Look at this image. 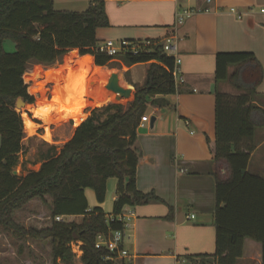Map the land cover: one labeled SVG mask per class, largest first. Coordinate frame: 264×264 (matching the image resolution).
I'll list each match as a JSON object with an SVG mask.
<instances>
[{"label":"trees","instance_id":"1","mask_svg":"<svg viewBox=\"0 0 264 264\" xmlns=\"http://www.w3.org/2000/svg\"><path fill=\"white\" fill-rule=\"evenodd\" d=\"M109 26L104 1L93 0L86 11L72 12L57 11L54 0H0V229L51 241L52 264H76L70 248L73 242L82 244L81 264H114L115 254L104 247L97 249L98 236L124 230L118 218L128 207L165 203L155 192L142 193L137 188L141 153L136 143L148 103L167 107L165 97L179 91L172 75L175 58L167 56L160 41H148V45L130 42L143 48L136 55L103 54L97 50V31ZM7 40L15 43V52L5 51ZM73 50L93 56L97 67H113L115 60L128 67L150 64L146 81L135 87L134 99L127 105L93 109L71 140L45 159L39 170L15 176L26 138L16 103L21 98L34 104L35 86L51 71H32L31 67L62 65ZM93 57L88 61L69 56L86 83L93 74L95 79L106 75L94 67ZM215 80L217 85L228 82L238 93H216V252L185 256L184 260L188 264H237L245 241L251 239L261 245L264 264V178L248 171L257 148L256 132L264 128V109L257 104V98L264 99V94L258 93L264 69L253 53H219ZM67 82L55 89L82 84ZM110 179L118 181L112 214L106 215L101 207L89 211L85 191L93 190L98 203L103 204ZM47 198L51 200L50 226L38 229L18 224L17 212L34 200ZM169 208L166 219L173 220V208ZM58 217L64 220L58 222Z\"/></svg>","mask_w":264,"mask_h":264},{"label":"crops","instance_id":"2","mask_svg":"<svg viewBox=\"0 0 264 264\" xmlns=\"http://www.w3.org/2000/svg\"><path fill=\"white\" fill-rule=\"evenodd\" d=\"M92 1L54 0V7L57 11L84 12ZM99 1L105 2L110 24L98 29L99 44H164L168 38H174L176 50L171 57L181 60L179 69L184 80L177 85L176 94L165 97L167 107L148 103L145 115L149 122L137 131L136 144L141 153L137 188L142 193L155 192L165 203L126 208L133 213L123 242L129 256L127 264H188L185 256L212 255L216 252V93L230 91L228 82L216 83V56L250 52L264 69V0ZM58 4L73 7L58 8ZM74 5L85 7L73 9ZM181 10L192 11L193 15L180 26L176 17ZM114 62L117 67H94L107 71L108 79L112 73H118L121 86L132 90V101L135 87L146 81L150 64L128 67L120 60ZM260 87L264 88V81ZM153 117L156 121L151 127ZM74 132L75 128L63 145ZM256 144L248 171L251 173L252 162L257 159L255 172L264 178V140ZM117 185L116 179L108 180L103 204L87 189L89 211L101 207L110 216ZM169 207L173 208V220L166 219ZM241 262L262 264L261 245L247 239L238 264Z\"/></svg>","mask_w":264,"mask_h":264},{"label":"rangeland","instance_id":"3","mask_svg":"<svg viewBox=\"0 0 264 264\" xmlns=\"http://www.w3.org/2000/svg\"><path fill=\"white\" fill-rule=\"evenodd\" d=\"M57 7L60 8L73 6H61L58 4ZM74 7L75 8L73 9H80L85 6L81 7L74 5ZM4 48L8 53H13L16 51V45L11 40L5 41ZM73 54L78 56L79 51L73 50L69 54H67L62 65H57L51 68L36 65H33L31 67L32 71L36 69H40L43 71L51 70L47 74L45 81L35 86L36 95L34 96L35 103L33 104V107H36L35 105L40 102L42 98V96L37 92L40 87L45 88V99L47 101H51L54 96L53 94L57 84L65 83L66 81H84V77L82 76L81 70L77 67L76 62L71 61V59L69 58V56ZM114 64L115 65H113V67L118 66V63ZM103 71L106 75L102 79L93 78L91 79L90 83H86V85L83 83L70 85V89L75 95H77L79 100L86 103V107L83 110V112L88 113V115L86 114V119L89 117L90 112L93 110V107L102 108L109 104L127 105L131 101V99L124 101L116 100V95L109 92L105 87L108 83V76L107 71ZM229 90V93L226 94H238L230 86ZM258 91L262 92L264 91V88L260 87ZM78 104L80 105V103ZM257 104L264 109V99L257 98ZM77 110L78 109H76V111ZM18 112H20L21 114H23V112H27L29 118L36 125L34 131L29 132L28 130H26L24 118L22 116L26 138L24 139V149L20 154V164L17 168L19 176L26 175L30 170H39L41 163L48 157L55 155L58 152L59 148H61V146L63 145V142H65L70 137L71 130L74 128L76 129L82 124L80 123L78 126H75L73 119H63L58 121L56 120L54 124L52 123L49 126H46L43 121L35 118L32 113L28 112L27 109L18 110ZM65 126H67V129L64 128ZM46 128H49V133L51 134V138L45 136V139L47 141L43 139V136L46 134ZM260 140H264V128H260L256 132L255 141ZM256 166L257 159H254L251 169V173L254 175H257L255 172ZM88 191L94 192L91 189H88ZM50 203L51 200L49 198H47L46 200H34L15 214V220L20 226L24 228L34 227L41 229L50 226ZM69 221L80 223L81 219L77 218L75 220ZM75 263L81 264V261L75 260ZM127 263L128 257L125 259L116 258L114 264ZM0 264H52L51 241L34 240L29 237L20 236L12 231L0 229ZM239 264H244V262H241ZM251 264L255 263L251 262Z\"/></svg>","mask_w":264,"mask_h":264},{"label":"built area","instance_id":"4","mask_svg":"<svg viewBox=\"0 0 264 264\" xmlns=\"http://www.w3.org/2000/svg\"><path fill=\"white\" fill-rule=\"evenodd\" d=\"M211 0H208L210 2ZM234 11V10H233ZM193 12L189 10H181L178 12L176 17V23L177 25H183L187 19L192 17ZM145 45H148V43H145ZM97 50L103 54H106L110 57H117L121 53L130 52L133 54H139L143 48L140 45H132L130 42L122 41L119 43H116L114 41H105L101 44H98ZM176 50V43L174 38H168L164 43V52L167 54V56H171V54ZM181 64L180 59H175V65L174 69L172 71V75L174 77L176 85L181 84L184 82L183 78L180 74L179 66ZM86 119V118H85ZM74 121V120H73ZM85 120H82L81 123H83ZM149 122L148 116H144L141 119L140 125H143L144 123ZM74 125L76 126V123L74 121ZM46 134L43 136V139H45ZM133 215V213L130 211L128 212L127 209L123 212V214L118 218L119 221L124 223V230L115 231L109 235H100L97 238V249L101 248H107L111 253L115 254L117 259H125L128 256V252L123 248V242L125 238V231L129 227L130 217ZM58 222L63 221L64 219L62 217H58L56 219ZM80 242H73L70 245V248L72 250V253L75 256V260H81L83 256V250L81 247Z\"/></svg>","mask_w":264,"mask_h":264},{"label":"bare ground","instance_id":"5","mask_svg":"<svg viewBox=\"0 0 264 264\" xmlns=\"http://www.w3.org/2000/svg\"><path fill=\"white\" fill-rule=\"evenodd\" d=\"M81 58L82 60L91 61L92 56L86 55ZM93 78H96L94 74L90 76V79ZM81 82L86 85L85 81ZM67 83H70V81H68ZM37 92L42 96V98L40 102L35 105L36 107L30 108L28 112L32 113L35 118L43 121L46 126H49L52 123L54 124L56 120L58 121L63 119H73L76 123V126H78L82 122V120H85L86 113L83 112V110L86 107V103L84 101H80L77 95L72 92L70 87L55 89L53 94L54 96L51 101H47L45 99L44 89H39ZM78 103H80V105ZM76 109L78 110L76 111ZM22 116L24 118L26 130H28L29 132H33L36 126L35 123H33L29 118L27 112H23ZM49 131V128H46V136L48 138H51V134L49 133Z\"/></svg>","mask_w":264,"mask_h":264},{"label":"water","instance_id":"6","mask_svg":"<svg viewBox=\"0 0 264 264\" xmlns=\"http://www.w3.org/2000/svg\"><path fill=\"white\" fill-rule=\"evenodd\" d=\"M79 57H83L80 55H78ZM91 56V55H90ZM95 64V62H94ZM106 89L115 94L116 95V100L117 101H122V100H129L132 97V90L131 89H126L124 87L121 86L120 84V77L118 75V73H112L108 79V83L105 86ZM33 107V104H28L26 103L23 99H18L17 103H16V109L18 110H22V109H27L29 110L30 108ZM156 121V118L153 117L150 120L151 123V127L154 126V123ZM14 175H18L17 171H14Z\"/></svg>","mask_w":264,"mask_h":264}]
</instances>
